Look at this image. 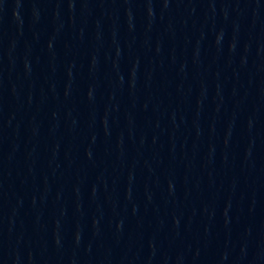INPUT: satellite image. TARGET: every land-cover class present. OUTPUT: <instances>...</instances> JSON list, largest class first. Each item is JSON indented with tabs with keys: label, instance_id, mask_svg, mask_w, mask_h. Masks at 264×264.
Returning a JSON list of instances; mask_svg holds the SVG:
<instances>
[{
	"label": "water",
	"instance_id": "95a60500",
	"mask_svg": "<svg viewBox=\"0 0 264 264\" xmlns=\"http://www.w3.org/2000/svg\"><path fill=\"white\" fill-rule=\"evenodd\" d=\"M0 264H264V0H0Z\"/></svg>",
	"mask_w": 264,
	"mask_h": 264
}]
</instances>
